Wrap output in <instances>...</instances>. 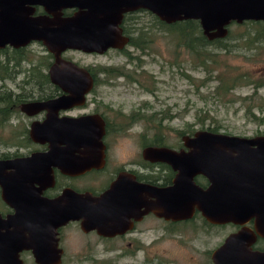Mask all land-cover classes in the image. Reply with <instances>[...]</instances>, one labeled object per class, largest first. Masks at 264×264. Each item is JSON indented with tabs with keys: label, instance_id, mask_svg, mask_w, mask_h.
Here are the masks:
<instances>
[{
	"label": "water",
	"instance_id": "1",
	"mask_svg": "<svg viewBox=\"0 0 264 264\" xmlns=\"http://www.w3.org/2000/svg\"><path fill=\"white\" fill-rule=\"evenodd\" d=\"M26 3L43 5L49 11L68 7L82 8L88 3V10L57 21H49L46 17L26 20ZM138 6L149 9L160 20L170 24L197 20L209 40L224 37L232 22L264 21V0H0V37L3 38L0 46L8 43L18 47L26 45L32 39H44L48 51L54 53L61 63V67L49 70L52 82L64 91L73 89V97L61 96L23 105L25 112L28 108L33 111L48 110L46 120L42 123L34 122L31 126L30 137L34 141L49 142L53 148L58 139H73L70 148L76 150L88 145L92 146L93 156L96 154L98 144L100 145L97 139L102 136V130L91 132L86 126L80 128L81 117L77 126V118H56L55 112L58 109L82 101L84 88L89 80L84 69L61 60L59 56L67 48L83 52H104L108 46L114 45L110 33L112 16L121 15L122 7L130 9ZM50 24L54 27H50ZM55 124L67 125L68 128L55 129ZM182 140L187 150L144 148V158L165 162L176 173L172 183L164 187L137 185L136 190L140 193L144 191V194L154 199L143 201L140 206L131 201L134 208L145 206L147 211H160V216L173 220H187L192 218L195 210H199L208 221L214 223H244L253 218L257 227L264 225V221L259 222V211H263L261 204L264 201V135L248 137L198 130L192 136L184 134ZM99 160L100 156L97 155L94 161L77 163L76 170L98 165ZM52 161L50 150L34 152L24 158L0 160L3 197L8 198L9 204L15 209L13 215L0 220V228L6 229L0 233V264H17L11 256L23 248H31L39 264H58L60 254L57 250L46 258L39 257L35 247V243L40 240L35 230L40 224L43 226V223L59 225L71 219L82 218L83 227L88 223L101 234L106 235L109 230L114 229L113 225L100 226L98 208L103 196L83 199L74 195L75 199L67 201L63 208L55 212V202L38 198L37 193L32 195L33 182L40 183L50 179ZM5 168H11L12 171L5 173ZM196 175H203L208 185L202 187L195 183ZM38 208L41 215L38 214ZM46 211L48 214L51 211V215L44 222L46 217L43 215ZM85 215L87 218H84ZM10 227L13 229L9 230ZM26 230H30L29 236H23V231ZM241 234L232 235L219 247L216 264H264V253L242 257L234 255L233 245ZM45 240L41 239V242Z\"/></svg>",
	"mask_w": 264,
	"mask_h": 264
},
{
	"label": "flooded vegetation",
	"instance_id": "2",
	"mask_svg": "<svg viewBox=\"0 0 264 264\" xmlns=\"http://www.w3.org/2000/svg\"><path fill=\"white\" fill-rule=\"evenodd\" d=\"M91 1V0H89ZM89 3V2H88ZM88 3L86 7H68L60 8L59 10L49 11L43 5L26 3L24 6L28 11L25 15L29 18L37 19L39 17H46L49 21H57L58 19H68L74 17L80 11H87ZM121 15L117 14L112 16L110 23H113L111 33L112 46H108L104 52H83L79 49L67 48L60 53V59L72 62L78 67L84 69L87 72L88 84L84 88L82 101L80 103L75 102L67 105L66 108L58 109L56 118H77L82 123L80 128L90 129L91 132H97L102 130V136L97 140L98 144L96 154L93 156L92 146H81L74 150L69 146L72 145L73 139H58L55 143V147L51 148L49 142L34 141L30 137V129L34 122L42 123L47 119V109H40L33 111L28 108L26 112L23 109L25 103L31 101H47L55 99L61 96L73 97V89L69 91L62 90L57 84L53 83L49 70L52 67H61V63L58 62L54 53L48 51L47 46L44 43V39H32L24 46L14 47L8 43L0 46L1 50H19L25 48L31 49L32 46H36L45 54H50L51 58L48 61L46 67L43 66V73L47 75L48 85L44 89L30 90L29 95L31 97L28 100L19 104V107L12 110V113L6 119L7 126H16L18 128L17 138L12 139L10 143L0 139V145L7 148L5 151L0 152V160H13L16 158H24L30 156L34 152H46L52 151V164H50V179L44 182H33L32 195L37 193L38 198L55 202L54 211H59L64 204L75 196L83 199L89 196L101 197L103 201L99 206L98 220H100L101 227L105 225H113L114 229L109 230L106 235L99 233L97 228H93L92 225L86 224L83 227L82 218L71 219L59 225L45 224L38 226L35 230L40 240L35 243V247L38 249L39 257L49 258L53 252L58 251L60 254V261L62 263L64 258L81 259V258H103L109 254L114 259H139L157 256L159 253L157 250L152 251L154 243L162 241L164 239L163 234H171L179 232L183 225L189 222L192 218L187 220H173L167 219L164 216H160V211L146 210L145 206L138 207L143 201L153 200L154 198L143 192L136 190L137 185H154L158 187H164L172 183V179L175 176V171L165 162L150 160L144 158L143 150L146 147H166L174 151L187 150L183 144L182 136H180L181 142L178 145L168 146L164 144L162 138H154L147 142H141V153L137 152V145L133 141L132 150H126L124 159H119V156L114 158L111 154V136L120 131H131L136 124L137 110H129L128 104L122 102V106L119 110H114L112 106L103 100V97L96 91V86L102 82L98 75L102 72L106 75V79L112 78L113 80L121 77L130 78V75L124 74L116 66L101 67L99 64L91 66H80L78 63L65 57L67 52H82L87 54H104L106 52L115 51L126 56V58L138 59L130 51H141L142 56L146 55L152 44L153 29L156 28L159 31L165 32L170 30L166 25L157 26L152 28L151 23L153 17L163 24L170 25L165 21L160 20L149 9L138 6L127 9L121 8ZM145 15V16H143ZM119 17V19H118ZM147 17L151 19L147 21L146 26L139 27V19ZM104 20V19H103ZM104 22V21H103ZM178 22V21H177ZM105 23V22H104ZM173 22L171 24H174ZM159 24V23H158ZM50 27H54L50 24ZM114 27V29H113ZM176 30V29H171ZM202 30V29H201ZM202 34L209 39L203 32ZM226 36V35H225ZM224 36V37H225ZM222 37V38H224ZM3 39L0 37V40ZM216 38H212L214 40ZM219 39V38H217ZM9 58L0 59V69L8 74L7 78L0 79L2 84L9 80L14 82L18 90L12 88L6 89L3 85L0 86V93L11 92L13 94H22L23 84L25 81V67L30 66L27 64V60H15ZM37 64L41 63V60H35ZM36 64V65H37ZM35 65V66H36ZM19 76H23L19 78ZM29 79V78H28ZM36 81V77H32ZM134 78H132L133 81ZM110 85V84H109ZM151 118V117H150ZM55 129H67V125L55 124ZM71 128V127H70ZM74 128V126H73ZM24 131H27L30 143L25 145ZM210 131V130H208ZM214 132V131H212ZM227 134V133H226ZM193 134H190L192 136ZM233 135V134H232ZM258 136V135H256ZM253 137V136H252ZM75 142V141H74ZM78 143V142H76ZM100 156L98 165L84 167L81 170H76V164L83 161H94V158ZM93 156V157H92ZM90 158V159H88ZM5 173L12 171L11 168H5ZM195 183L202 187L208 185L207 179L203 175H196L194 177ZM264 199V196H262ZM131 201L139 203V206L134 208ZM129 204V206H128ZM22 205H25L23 203ZM132 206V207H130ZM263 211H259L260 223L264 221V201L261 204ZM109 209V210H106ZM38 214L41 215L38 208ZM15 213L14 207H12L8 198L4 199L2 193V187L0 186V220H6L10 215ZM36 212L34 211V215ZM43 214V213H42ZM195 216H199L203 224L210 227L217 228H229V231L225 234L222 240L214 245L211 249H204L199 252L198 255L188 256L183 259L182 264H216V253L222 244L234 234H241L240 238H236L233 249H235L234 255L242 257L247 254H260L264 253V225L256 226L254 219H249L244 223H214L208 221L199 210L194 211ZM51 215V211H46L43 216L46 217L44 222H47ZM41 216V217H43ZM54 216V215H53ZM36 217V216H35ZM89 217V214H88ZM57 218V217H56ZM87 218V215L84 216ZM55 223V222H54ZM10 227L9 230H12ZM5 228H0V233L5 232ZM76 233L74 237V233ZM30 230L23 231V236H29ZM151 234H157L154 237L145 240V236ZM43 237V238H41ZM68 238H70L67 243ZM74 238V239H73ZM41 239H46L41 242ZM4 247V246H3ZM55 250V251H54ZM17 264H39L35 259V253L31 248H23L17 251L11 256ZM17 259V260H16ZM243 261V260H242ZM240 262V260H239ZM147 264V263H146Z\"/></svg>",
	"mask_w": 264,
	"mask_h": 264
},
{
	"label": "rangeland",
	"instance_id": "3",
	"mask_svg": "<svg viewBox=\"0 0 264 264\" xmlns=\"http://www.w3.org/2000/svg\"><path fill=\"white\" fill-rule=\"evenodd\" d=\"M150 20L147 17L139 19V27L146 26ZM155 20L153 17L152 28L160 27ZM252 29L243 24L229 26V36L223 43L230 52L217 50L216 44H205L203 49L207 53L200 52L205 62L196 52L201 49L200 44L196 49L188 47L180 30L162 32L156 28L153 29L152 44L145 50L146 55L142 56L141 51H130L138 59L126 58L115 51L104 54L67 52L64 56L80 66H116L130 75L129 79L122 75L113 80L106 79L102 72L98 75L102 82L96 86V91L114 110H119L122 102H126L129 110H137L141 116L131 131H120L111 136V154L123 160L126 150H132L133 141L140 154V143L155 137L174 146L181 142V135L198 130L216 129L217 132L248 137L264 135V38L249 46L244 43L247 37L236 39L239 33L249 34ZM26 54L35 62L45 51L32 46ZM224 72L230 76L239 72L247 75V79H241L232 89L217 88L220 73ZM132 78L134 80L130 81ZM256 82L261 83L257 89ZM3 86L18 90L9 80ZM25 87L33 88L29 84ZM15 127L0 129V139L10 143L17 138L19 130ZM5 150L7 148L0 145V152ZM228 231L229 228L208 227L194 214L179 232L163 234L164 239L154 243L152 251L159 252L156 257L114 259L107 254L101 259L64 258L61 264H182L186 257L217 245ZM73 233L75 237L76 233ZM149 234L145 240L152 237L157 240V234Z\"/></svg>",
	"mask_w": 264,
	"mask_h": 264
},
{
	"label": "trees",
	"instance_id": "4",
	"mask_svg": "<svg viewBox=\"0 0 264 264\" xmlns=\"http://www.w3.org/2000/svg\"><path fill=\"white\" fill-rule=\"evenodd\" d=\"M157 20V19H156ZM155 20V21H156ZM157 24L161 25L162 27L164 25L168 26L170 29H176L180 30L182 32L183 37L185 38V44L193 49H196V46L200 44V50L196 49V52L198 55H200V52L202 53H207L205 49H203V46L205 44H216V49L217 50H223L225 53L230 52V49L226 46L223 41L229 36V30L228 33L224 38L219 37V39H214V40H209L207 39L203 34L202 30L200 28V25L197 20H183V21H178L174 24H163L159 20L156 21ZM243 24V25H250L252 26V31L247 34V33H239L237 35V38H242V37H247L244 38V43L245 45L249 46L252 44L254 41L264 38V21H243L242 23H236L232 22L229 26L232 24ZM229 29V27H228ZM211 41V42H210ZM216 55H219L218 52ZM202 57V55H200ZM9 58L8 60L15 59L17 61L19 60H27L30 66L25 67L24 73L25 75V81L23 84V88L21 89L23 93L21 94H13L11 92L7 93H0V129H3L7 126L5 123L6 119L10 116L12 113V110L16 109L19 107V104L28 100L30 93V88H26L25 85L29 84L31 85V88H37V89H44L46 85H48V80H47V75H45L42 71L43 66L46 67L48 65V61L51 58L50 54H43L39 57L41 60V63L37 64L36 62H32L31 59L26 54V49H15V50H1L0 51V59L3 58ZM206 60L202 57V62H205ZM20 63V61H19ZM37 64V65H36ZM36 65V66H35ZM8 74L5 73L2 69H0V79L3 80L4 78H7ZM32 77H36V81L32 79ZM29 78V79H28ZM241 79H247V75H242L239 72L235 75H228V72L220 73V79L218 81L217 88L223 87L225 90L232 89L234 86L238 84V82ZM257 85H255L256 89L261 85V83L256 82ZM4 85V84H2ZM36 89V90H37ZM2 89H0L1 91ZM46 90V89H44ZM141 118L139 114L136 116V121H138ZM151 120V118H148ZM161 119V118H160ZM214 132H217L216 129H213ZM12 136H13V132ZM19 132L16 133V137ZM24 140H25V145H29L30 140L27 134V131H24ZM156 138V137H155Z\"/></svg>",
	"mask_w": 264,
	"mask_h": 264
}]
</instances>
